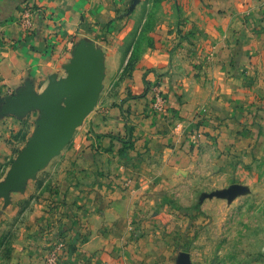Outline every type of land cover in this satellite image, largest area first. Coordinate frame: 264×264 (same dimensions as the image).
I'll return each instance as SVG.
<instances>
[{
    "label": "rangeland",
    "instance_id": "obj_1",
    "mask_svg": "<svg viewBox=\"0 0 264 264\" xmlns=\"http://www.w3.org/2000/svg\"><path fill=\"white\" fill-rule=\"evenodd\" d=\"M163 1L128 0V8L119 11L114 19L117 24L103 37L75 35L73 49L85 41L101 52L104 68L99 99L70 142L35 178L27 179L23 190H12L8 199L0 196V264H14L9 261L19 244L38 242L35 216L41 199L54 191L60 176L52 166L61 164L64 160L60 156H65L77 141L89 144L96 135L91 120L113 106L120 109L114 117L122 118L127 128L119 151L133 149L134 155L129 158L131 162L126 161L127 157L114 164L106 174L108 179L100 180L103 182L93 188L100 197L116 200L102 219L103 227L116 230L113 240L123 247L115 256L124 258L126 264H264V127L257 139L245 140L236 127L224 131L223 109L183 103L180 87L174 89L166 83L168 72H158L151 80L146 78L148 69L145 75H136L137 70H142L144 55L162 45L158 36L182 34L183 38L195 34L176 26L157 28L161 20L174 17L173 12L165 11ZM172 41L168 49L173 53L180 43ZM71 58L41 82L32 83L35 90L42 93L52 75L66 77L65 66ZM173 61L174 57L170 64ZM186 61L199 64L194 62L197 59ZM208 61L203 59L204 63ZM140 77L144 87L136 83ZM15 95L13 92L7 98ZM4 103L5 100L1 111ZM4 115L28 122L20 152L37 127L38 117L43 115L41 109L35 108L23 117ZM251 115L248 118L255 116ZM253 131L257 133V128L249 127L247 136H252ZM146 133L154 135L151 140ZM17 153L0 168V182L6 179ZM43 204V212L52 215L50 204ZM101 205L105 207L102 203L96 206ZM61 219L59 216L58 233L62 226L69 225ZM64 236L58 234L48 240L58 256L65 245ZM83 237L81 234V238H73L71 244L81 242Z\"/></svg>",
    "mask_w": 264,
    "mask_h": 264
},
{
    "label": "crops",
    "instance_id": "obj_2",
    "mask_svg": "<svg viewBox=\"0 0 264 264\" xmlns=\"http://www.w3.org/2000/svg\"><path fill=\"white\" fill-rule=\"evenodd\" d=\"M127 2L0 0V107L9 94L16 93L26 83L41 82L64 66L72 57L75 35L96 38L111 31L118 22L114 23V19L119 11L128 8ZM163 3L165 11L173 12L174 17L161 20L157 28L167 30L176 26L195 34L183 38L182 34L158 36L162 45L144 55L142 70L135 74L142 75L148 69L146 78L151 80L158 72H168L166 83L174 89L180 87L183 103L190 107L207 105L223 109L224 131L236 127L243 132V139H257L264 127L261 119L264 117V0H164ZM172 40L180 43L173 53L168 49ZM172 57L176 61L170 64ZM204 58L209 61L204 63ZM186 59H197L194 62L199 64L190 65ZM186 68L189 70L185 72ZM139 80L136 83L144 87L142 77ZM109 110L91 120L96 135L89 144L81 145L77 141L65 156H60L64 161L52 166L60 176L54 191L39 202V213L33 223L34 232L40 235L38 242L19 244L9 263L47 264L46 258L53 250L48 240L59 234L64 238L66 235L65 245L59 249V264H126L124 258L115 256L123 251L113 240L116 230L103 227L102 219L106 211L114 208L116 200L100 197L93 188L103 182L100 180L108 179L106 174L114 164L134 155L133 149L119 151L123 141L116 135L127 134V128L122 118L114 117L120 112L119 107ZM253 113L255 116L248 118ZM135 120L143 122L139 118ZM27 123L14 115H4L0 108V168L19 153ZM249 127H256L257 133L253 131L248 137ZM145 136L151 140L154 135ZM115 180L109 179L112 183L121 182ZM43 202L53 208L52 215L43 212ZM100 203L105 207L98 208L96 205ZM59 216L69 224L62 226L61 233L56 227ZM81 234L84 239L71 244Z\"/></svg>",
    "mask_w": 264,
    "mask_h": 264
},
{
    "label": "water",
    "instance_id": "obj_3",
    "mask_svg": "<svg viewBox=\"0 0 264 264\" xmlns=\"http://www.w3.org/2000/svg\"><path fill=\"white\" fill-rule=\"evenodd\" d=\"M102 60L100 51L81 41L65 66L66 77L58 79L52 75L42 93L28 82L14 97L5 99L3 114L23 117L40 108L43 115L38 117L37 127L12 163L6 179L0 182V196L8 199L12 190H23L27 179L35 178L70 142L76 129L97 105L102 89Z\"/></svg>",
    "mask_w": 264,
    "mask_h": 264
},
{
    "label": "built area",
    "instance_id": "obj_4",
    "mask_svg": "<svg viewBox=\"0 0 264 264\" xmlns=\"http://www.w3.org/2000/svg\"><path fill=\"white\" fill-rule=\"evenodd\" d=\"M25 15L26 17H29V11H26ZM46 259H47V264H59V256L55 251H50Z\"/></svg>",
    "mask_w": 264,
    "mask_h": 264
},
{
    "label": "trees",
    "instance_id": "obj_5",
    "mask_svg": "<svg viewBox=\"0 0 264 264\" xmlns=\"http://www.w3.org/2000/svg\"><path fill=\"white\" fill-rule=\"evenodd\" d=\"M129 133V132H128ZM118 138L121 140V141H125L122 137L118 136Z\"/></svg>",
    "mask_w": 264,
    "mask_h": 264
}]
</instances>
